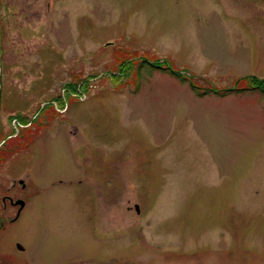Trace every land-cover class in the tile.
Masks as SVG:
<instances>
[{
	"label": "rangeland",
	"instance_id": "374dc122",
	"mask_svg": "<svg viewBox=\"0 0 264 264\" xmlns=\"http://www.w3.org/2000/svg\"><path fill=\"white\" fill-rule=\"evenodd\" d=\"M0 1L1 122L64 95L0 164V197L18 178L34 196L29 221L0 204V264H264V96L133 68L263 78L264 0Z\"/></svg>",
	"mask_w": 264,
	"mask_h": 264
},
{
	"label": "flooded vegetation",
	"instance_id": "af4514ba",
	"mask_svg": "<svg viewBox=\"0 0 264 264\" xmlns=\"http://www.w3.org/2000/svg\"><path fill=\"white\" fill-rule=\"evenodd\" d=\"M8 0H4L6 2ZM0 1V8H1ZM11 5L18 8V10H25L29 15L34 14V12H49L53 8L52 0H11ZM16 12V10H15ZM1 22V21H0ZM1 28H0V45H1ZM1 50V49H0ZM1 89V84H0ZM2 96V89H1ZM64 96V95H62ZM62 96H56L51 98L50 101H46L41 104L37 109L36 115L33 117H27L25 115H10V125L8 120L3 124L0 120V164L8 161L10 157H13L17 151L22 150L21 145H26L29 143L33 130H36L42 125L43 120H48L50 117L53 119L58 117L60 113L64 111V108H60V100ZM47 107L52 108L51 113H45L44 110ZM2 111V104L0 100V113ZM32 156V155H31ZM20 156L14 163L21 160V163L16 164V167L29 164V160L32 157ZM13 163V164H14ZM14 166V167H15ZM29 181H24L23 178L13 179L9 186H7L0 197V204L2 205V211L5 213L7 209L12 210L13 216L9 219L10 223H14L22 217H25L29 221V217L32 215V197L33 193H29ZM43 206H41V210ZM29 223V222H28ZM3 225V221L0 222ZM17 244V243H16ZM24 250V248H23ZM21 250V251H23Z\"/></svg>",
	"mask_w": 264,
	"mask_h": 264
},
{
	"label": "trees",
	"instance_id": "16d2710c",
	"mask_svg": "<svg viewBox=\"0 0 264 264\" xmlns=\"http://www.w3.org/2000/svg\"><path fill=\"white\" fill-rule=\"evenodd\" d=\"M132 60H135V58H132L130 60H125L126 65L129 66L132 62ZM158 59H150L146 56H138L137 60H135L133 68L135 67L136 71L139 72L141 68L145 67V66H149L152 69H156L162 72H165L173 77H175L176 79H178L181 83H188V85L190 86L191 90L193 92H195L198 95H204L209 91L214 92L215 94H218L220 96H227L232 92H244V91H253V90H257L259 92H261V94L264 96V77L260 78L257 76H245V77H241L239 80H237L233 86L231 87H227L224 89H216L214 87H211V89H207L205 91H199L198 86H196V84L193 82V77H186L185 75H183L182 73H180L179 70H176L175 67L173 66V63L171 61H169L168 59L162 61L159 63V61H157ZM125 61H123L121 63L122 70L124 69L125 65ZM119 74V73H117ZM244 80V85H238V82ZM83 83L80 84V82H69L66 83L65 85V91H67V93H71V94H75L79 93L80 88H82Z\"/></svg>",
	"mask_w": 264,
	"mask_h": 264
},
{
	"label": "water",
	"instance_id": "95a60500",
	"mask_svg": "<svg viewBox=\"0 0 264 264\" xmlns=\"http://www.w3.org/2000/svg\"><path fill=\"white\" fill-rule=\"evenodd\" d=\"M0 100H1V89H0ZM135 209L137 212L139 211L138 205H135ZM16 248L19 250H23V246L20 245L19 243L16 244Z\"/></svg>",
	"mask_w": 264,
	"mask_h": 264
}]
</instances>
